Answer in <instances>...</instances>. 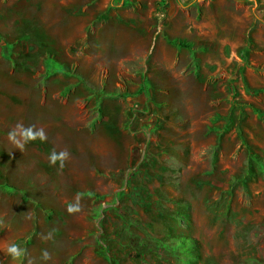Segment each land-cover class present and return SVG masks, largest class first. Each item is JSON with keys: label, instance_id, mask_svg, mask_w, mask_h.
Instances as JSON below:
<instances>
[{"label": "rangeland", "instance_id": "rangeland-1", "mask_svg": "<svg viewBox=\"0 0 264 264\" xmlns=\"http://www.w3.org/2000/svg\"><path fill=\"white\" fill-rule=\"evenodd\" d=\"M257 155L264 0H0V264H264Z\"/></svg>", "mask_w": 264, "mask_h": 264}, {"label": "clouds", "instance_id": "clouds-1", "mask_svg": "<svg viewBox=\"0 0 264 264\" xmlns=\"http://www.w3.org/2000/svg\"><path fill=\"white\" fill-rule=\"evenodd\" d=\"M9 140L12 141L17 148L23 149L24 146L39 138L42 142L46 141L47 136L43 129H40L38 131H34L33 128H25L22 124H18L15 129L9 132L8 134ZM69 152L67 150L61 151L60 153H57L56 151H53L49 156V163L51 165H56L57 161H59V166L61 168L64 167L65 161L69 158ZM78 208L75 206H69L68 211L74 212L77 211ZM7 253L12 256L13 259H19L24 255V250L19 247V245L13 243L10 244L7 247ZM43 258L45 260L49 259V254L47 251L43 252Z\"/></svg>", "mask_w": 264, "mask_h": 264}, {"label": "crops", "instance_id": "crops-1", "mask_svg": "<svg viewBox=\"0 0 264 264\" xmlns=\"http://www.w3.org/2000/svg\"><path fill=\"white\" fill-rule=\"evenodd\" d=\"M84 25L86 26L87 23H85ZM85 32H86V34L84 35V38H83L84 40L85 39H87V40L89 39V38H87L88 37V33L90 35H93V33H94V35H95V37L97 39H100L99 37H100V34L102 33V32H99V30H95L93 27L90 28L88 31H85ZM121 42L125 43L126 46L124 48H123V44ZM116 43H117V45L121 46V48L124 49L125 52L122 55L120 54L121 56L120 55H118V56L115 55L112 60H111L110 56H107V57L104 56L108 60V61H106L107 64H113V63H116V62L123 64L127 60L134 59L135 57L143 56L144 53L149 48V38L148 37L146 38V36H143V35H138V36L135 35L131 39L127 40V41H126V39H121V41L116 40ZM87 45L89 46V43ZM174 47H176L175 44H174ZM102 51H103V49H102ZM189 51L192 54H194V52L191 49H189ZM96 56H98V55L96 53H93L87 59L95 60V59H97ZM102 56H103V54H102ZM196 60L198 61V59L195 58L194 55H193L191 57L190 61L192 63H194ZM191 62H186V63H191ZM186 63L185 62H181V64H186Z\"/></svg>", "mask_w": 264, "mask_h": 264}, {"label": "trees", "instance_id": "trees-1", "mask_svg": "<svg viewBox=\"0 0 264 264\" xmlns=\"http://www.w3.org/2000/svg\"><path fill=\"white\" fill-rule=\"evenodd\" d=\"M174 43H177V41H174ZM178 45H182V46H186V47H190L191 46V44H188L185 41H179ZM255 158H257L259 163H261L264 166V160L259 155H257V157H255Z\"/></svg>", "mask_w": 264, "mask_h": 264}]
</instances>
